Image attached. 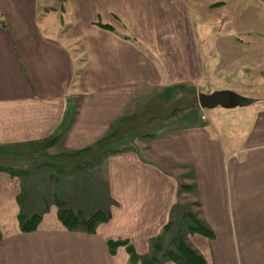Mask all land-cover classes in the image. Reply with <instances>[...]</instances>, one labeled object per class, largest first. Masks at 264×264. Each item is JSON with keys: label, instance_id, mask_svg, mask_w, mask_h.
Listing matches in <instances>:
<instances>
[{"label": "crops", "instance_id": "1", "mask_svg": "<svg viewBox=\"0 0 264 264\" xmlns=\"http://www.w3.org/2000/svg\"><path fill=\"white\" fill-rule=\"evenodd\" d=\"M55 6L40 15L37 0H0L1 151L23 150L55 133L54 155L87 148L123 129L122 117L135 116L132 97L163 82L192 83L220 64L205 59L203 49L213 32L208 11L225 7L224 0H61ZM247 7L251 45L238 51L249 65L262 60L264 66V0H247ZM66 12L71 28L65 31L57 20ZM227 19L221 10L213 22ZM253 102L263 105L237 147L235 138L231 145L222 141L219 125L211 123V132L200 123L153 133L134 149L65 172V189L53 186L51 200L41 198L33 212L40 221L29 232L18 222L26 175L0 170V264H127L124 248L111 254L107 241L129 239L138 254L151 253L179 205L189 207V224L196 218L212 232L183 237L204 264H264V96ZM177 176L185 177L182 189ZM86 178L103 190L101 205L82 201L83 190L95 191ZM57 200L82 215L83 208L101 207L111 216L94 232L69 230L57 217ZM173 237L162 238L163 250ZM157 264L176 263L160 255Z\"/></svg>", "mask_w": 264, "mask_h": 264}, {"label": "rangeland", "instance_id": "2", "mask_svg": "<svg viewBox=\"0 0 264 264\" xmlns=\"http://www.w3.org/2000/svg\"><path fill=\"white\" fill-rule=\"evenodd\" d=\"M37 1L40 15H43L44 12L55 10L56 3H61V0ZM224 5L225 7L216 8L212 11L209 10L208 17L205 19L208 20L210 29L213 32L204 40V42H206V48L203 49L205 52L204 57L212 62V64L219 58L220 64L214 65L213 70H207L204 76L193 79L192 83L187 82L175 86H164L163 84L165 82H163L161 87L150 90V94L148 95L132 97L130 104L131 107H133L132 109H134L135 116L131 113L123 129L118 131L119 136L127 133V135L120 140L118 146L127 145L134 149L138 140L141 142L142 139L148 137L138 136L143 133H156L160 135L165 130L171 128L195 126L200 123H203L205 128L211 132V123L219 125V136L223 142L226 141V145L232 144V138L236 140L232 145L233 147L241 145L246 140L244 128L247 125L248 119L252 120L251 117L253 114L258 107H261L263 104L261 105L260 103L253 102L246 106L228 109L222 107L202 109L199 107L196 97L199 91L208 93L215 89H230L252 99H260L261 96H264V66L262 60L251 61L249 65L247 56L240 53L246 52L248 45H251L248 39L247 0H224ZM221 10L227 12L229 19H227V21L225 20L223 23L217 21L213 22V17L218 15ZM55 18L57 20V17ZM57 21L65 27V31L68 30L67 27L70 25V22L67 12L62 13L61 18ZM216 30L218 32H216ZM139 42L142 49L148 52L143 42ZM216 50L220 54H216ZM238 50H240V52ZM261 57L262 55L260 58ZM254 62L260 64H256L255 66L251 65ZM257 66H263V69H258L256 68ZM180 91L186 93H181ZM192 92L194 94L193 96L190 94ZM245 116H247V119H245ZM249 123L250 122H248V124ZM231 129L234 130L233 135L235 137L231 135L226 137V130L228 131ZM238 136L240 139H238ZM23 148L25 152L19 148L16 151L0 150V164L29 168L30 164L40 160L52 162V160H48L54 155L51 149H49L50 147L45 149L42 154L41 150L38 151V149L32 152L33 150H29L31 147L25 146ZM94 155L98 154L95 153ZM88 159H90L89 154L79 155L62 160L60 164H62V168L66 169L69 166ZM56 164L58 163L56 162ZM59 169L61 170V167H59ZM64 174L65 173H62V171L58 172L56 167L44 164L38 167L32 174L23 177L22 182L26 192L20 197V204L24 205L27 216L40 210L42 197L51 200L50 193L52 192L53 186H57L58 188L63 186L65 189L66 183H63V181L66 179H64ZM175 179L177 180V188L182 189L181 184L185 183V177L177 176ZM91 180V178H86L82 182L85 183L84 185L88 184L87 186H94L95 191L93 192L91 189L83 190L84 192L82 191L81 198H84L82 201L98 203L99 206L103 200L101 198V191L103 192V190L96 188L98 186L95 183H90ZM42 192L43 195H41ZM182 199L181 194V202ZM100 208L101 207L93 208L92 210L88 208L85 210V208H83V216L87 217ZM188 210L189 207H187V205L175 206L173 217L174 219L175 217L178 218H176L175 221L172 219H170L169 222L166 221V225L163 227L162 232L152 242H161L162 240L161 243L165 246L166 241L163 242V239L169 236L175 237L181 235L186 237L187 233L191 232L187 227L190 218L188 215H185V212ZM152 242L151 244L153 245Z\"/></svg>", "mask_w": 264, "mask_h": 264}, {"label": "trees", "instance_id": "3", "mask_svg": "<svg viewBox=\"0 0 264 264\" xmlns=\"http://www.w3.org/2000/svg\"><path fill=\"white\" fill-rule=\"evenodd\" d=\"M96 24L106 29H113V27L108 24H102V23H96ZM180 92L182 93L183 91ZM190 94L192 96L194 95L193 92ZM128 120H129L128 116H124L119 120V122L124 123L125 121L127 122ZM118 134H119L118 131L115 130L111 133H107L106 135L102 136L94 143V145L89 146L87 148L69 154H59L58 156L52 155V157L48 159V160H52V162L40 160L30 164L29 168L0 165V170H4L8 172L10 175L23 176L33 173L38 167L44 164H49L50 166L56 167L58 172L60 171H62L63 173L68 172V174L76 173L86 167H92L98 164L100 161H102L111 153H118L132 149L127 145L125 146L123 145L121 147L118 146L120 140L124 138L127 135V133L120 136ZM138 136L150 137L152 136V134L149 135L147 133H143ZM56 139H57L56 133L53 135L50 134L49 136L43 138L42 140L36 142H30L25 146L31 147V149L29 150H33L32 152H34V150L36 149H38V151L41 150V154H42V152L45 149H48L55 143ZM95 153H97L98 155H94ZM86 154L90 155V159L82 161L66 169H62V164L58 162L64 160L67 157L86 155ZM56 162L58 164H56ZM59 167H61V170L59 169ZM56 204H57V217L61 221V223L69 230L80 229L89 233L94 232L98 223L107 222L111 216L108 209L101 208L94 211L89 216L85 217L79 211H73L68 206L66 201L57 200ZM40 218L41 216L37 213L27 216V214L21 208L20 212L18 213V222H19L20 230L23 232H29L34 230L37 227ZM192 221L193 222L187 226L189 230L191 231L195 230L204 233L208 236L212 234L210 229L207 228L200 221H198L196 218H194V220ZM152 246H153V250L151 253H148L146 255H140L136 252L133 244L130 242L129 239L118 238V239H109L107 241V247L111 254H115L119 247L124 248L125 252L128 255L127 264H157L160 255H162L165 259L173 261L176 264H204V259L202 258V256L196 253L185 242L183 236L181 235H177L173 237L170 240V246L168 248H165L164 250L162 247V243L160 241L155 242Z\"/></svg>", "mask_w": 264, "mask_h": 264}, {"label": "water", "instance_id": "4", "mask_svg": "<svg viewBox=\"0 0 264 264\" xmlns=\"http://www.w3.org/2000/svg\"><path fill=\"white\" fill-rule=\"evenodd\" d=\"M196 97L198 105L202 109L242 107L254 101V99L230 89H215L208 93L199 91Z\"/></svg>", "mask_w": 264, "mask_h": 264}]
</instances>
